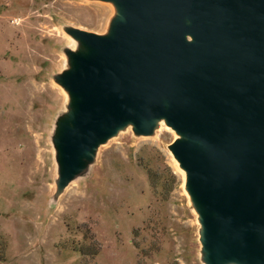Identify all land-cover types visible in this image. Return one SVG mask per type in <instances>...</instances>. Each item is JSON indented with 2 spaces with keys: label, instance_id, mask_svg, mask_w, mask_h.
<instances>
[{
  "label": "rangeland",
  "instance_id": "374dc122",
  "mask_svg": "<svg viewBox=\"0 0 264 264\" xmlns=\"http://www.w3.org/2000/svg\"><path fill=\"white\" fill-rule=\"evenodd\" d=\"M185 5L172 38L189 48ZM122 18L113 0H0V264H260L221 250L166 95L86 137L102 92L85 86Z\"/></svg>",
  "mask_w": 264,
  "mask_h": 264
},
{
  "label": "water",
  "instance_id": "95a60500",
  "mask_svg": "<svg viewBox=\"0 0 264 264\" xmlns=\"http://www.w3.org/2000/svg\"><path fill=\"white\" fill-rule=\"evenodd\" d=\"M120 42L96 64L89 88L102 92L86 137L125 113L150 118L166 95L194 144L181 148L220 207V248L253 252L264 264V0H132ZM201 17L199 39L181 47L179 10Z\"/></svg>",
  "mask_w": 264,
  "mask_h": 264
},
{
  "label": "bare ground",
  "instance_id": "6f19581e",
  "mask_svg": "<svg viewBox=\"0 0 264 264\" xmlns=\"http://www.w3.org/2000/svg\"><path fill=\"white\" fill-rule=\"evenodd\" d=\"M113 2L115 3V6L117 8V12L122 14L123 18L120 21V23L118 24V26L116 27V29L114 30L113 37L110 39V41L120 42L123 39V31H124V27L122 25V22H123V20H124V22H125V20L127 21V18L129 17V14H130L131 4L126 0H116V1L113 0ZM190 40H191V42L196 43L194 38L190 37ZM111 58H112V56H109L106 54H101L100 56L94 57L93 63L103 64L105 62H108ZM160 101H162V99H160ZM177 133L181 137V139H179L180 141L177 144L180 148H183V147L186 148V147L194 144L193 139L190 138V136H188V134L186 135L185 132H177Z\"/></svg>",
  "mask_w": 264,
  "mask_h": 264
},
{
  "label": "trees",
  "instance_id": "16d2710c",
  "mask_svg": "<svg viewBox=\"0 0 264 264\" xmlns=\"http://www.w3.org/2000/svg\"><path fill=\"white\" fill-rule=\"evenodd\" d=\"M82 254H83L84 256H87V255H88V253H85V252H82Z\"/></svg>",
  "mask_w": 264,
  "mask_h": 264
}]
</instances>
